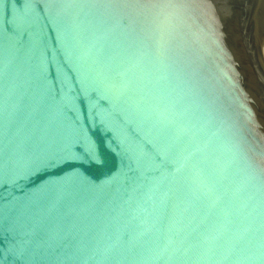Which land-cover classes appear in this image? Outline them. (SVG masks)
Returning a JSON list of instances; mask_svg holds the SVG:
<instances>
[{
    "label": "water",
    "instance_id": "obj_1",
    "mask_svg": "<svg viewBox=\"0 0 264 264\" xmlns=\"http://www.w3.org/2000/svg\"><path fill=\"white\" fill-rule=\"evenodd\" d=\"M0 264H264V0H0Z\"/></svg>",
    "mask_w": 264,
    "mask_h": 264
}]
</instances>
